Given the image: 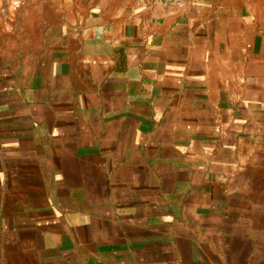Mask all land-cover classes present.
<instances>
[{"label": "crops", "instance_id": "crops-1", "mask_svg": "<svg viewBox=\"0 0 264 264\" xmlns=\"http://www.w3.org/2000/svg\"><path fill=\"white\" fill-rule=\"evenodd\" d=\"M184 2L0 58V264H264V0Z\"/></svg>", "mask_w": 264, "mask_h": 264}, {"label": "rangeland", "instance_id": "rangeland-1", "mask_svg": "<svg viewBox=\"0 0 264 264\" xmlns=\"http://www.w3.org/2000/svg\"><path fill=\"white\" fill-rule=\"evenodd\" d=\"M99 0H0V58L17 69L30 66L49 32L77 19Z\"/></svg>", "mask_w": 264, "mask_h": 264}, {"label": "built area", "instance_id": "built-area-1", "mask_svg": "<svg viewBox=\"0 0 264 264\" xmlns=\"http://www.w3.org/2000/svg\"><path fill=\"white\" fill-rule=\"evenodd\" d=\"M144 7L160 6V7H177L184 8V0H135Z\"/></svg>", "mask_w": 264, "mask_h": 264}]
</instances>
